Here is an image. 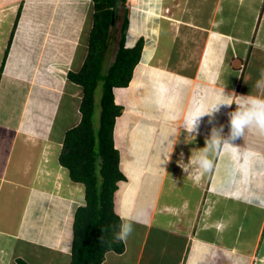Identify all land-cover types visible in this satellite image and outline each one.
Here are the masks:
<instances>
[{
    "label": "crops",
    "instance_id": "1",
    "mask_svg": "<svg viewBox=\"0 0 264 264\" xmlns=\"http://www.w3.org/2000/svg\"><path fill=\"white\" fill-rule=\"evenodd\" d=\"M75 1L0 0V264L70 260L85 203L59 163L80 120ZM161 5L129 21L126 46L144 45L133 82L114 90L124 249L100 264H264V0Z\"/></svg>",
    "mask_w": 264,
    "mask_h": 264
},
{
    "label": "trees",
    "instance_id": "2",
    "mask_svg": "<svg viewBox=\"0 0 264 264\" xmlns=\"http://www.w3.org/2000/svg\"><path fill=\"white\" fill-rule=\"evenodd\" d=\"M90 1L93 14L86 56L77 71L67 72V79L81 88L80 120L65 131L59 154V163L68 170L70 179L84 185L85 198L84 205L74 212L67 264H100L106 251L120 253L124 249L120 236L122 222L113 202L118 181L125 179L113 139L116 118L122 110L115 101L114 90L129 84L144 45L142 37L132 47L125 44L129 26L126 0ZM119 7H123V13L116 50L113 61L105 66ZM16 22L17 18L13 30ZM99 82L101 94L96 101Z\"/></svg>",
    "mask_w": 264,
    "mask_h": 264
},
{
    "label": "rangeland",
    "instance_id": "3",
    "mask_svg": "<svg viewBox=\"0 0 264 264\" xmlns=\"http://www.w3.org/2000/svg\"><path fill=\"white\" fill-rule=\"evenodd\" d=\"M161 4H162V0H136L134 2H133V0H126L124 7L127 9V15H128L127 17L129 18V21H130V18L132 20H134L133 19L134 17H141V16L143 19L151 20V17H154L153 13L156 10L161 11L160 10L161 6L163 7V5H161ZM60 5H62V4L58 3V6H60ZM75 5H76V7H78L77 8L78 10H81L82 8L84 9V11H83L84 14H82V16H84V21L82 22V24H79V26H78V27H80L79 39H78V45H79L78 51H79V55L84 54L83 56L85 58L86 51H87L88 32H89L91 25H92V14H93L92 13L93 12L92 3L90 0H77V1H75ZM47 8H48V6H47ZM62 8H65V7H62ZM122 9H123V7H119L117 15H116L115 23L111 29L113 37L111 38V41L108 45V49L106 52V58H105V64H104L105 66L109 65L113 61V58H114V52L116 50V42H117V38H118V29H119V26H120L121 20H122V13H123ZM165 13H166L165 10L158 12L159 15H163ZM176 25H177V23H176ZM132 26L134 27L133 24H132ZM127 31H128V29H127ZM80 58H81V56L77 57L76 64H78ZM80 66H81V64H80ZM74 69H76V67ZM133 79H134V77H133ZM133 79L130 82H133ZM101 84H102L101 82L98 83V86H97L96 91H95L96 101H98L100 94H101ZM73 87L77 93V96H72L71 97L72 100H70V102L73 105V111L72 112H73V114H75V117L77 118L79 115L78 114V112H79L78 107H79V101L81 99V88L77 87V85L73 86ZM119 91H116L119 93V99L117 98L118 102L120 100V92ZM127 91H128V93L131 92L129 90H127ZM146 92L147 91H145V93ZM116 97H117V95H116ZM64 98L65 99L63 100V103H62L61 112H60L58 119H57V122H56L57 127H60L62 124L67 123L69 120L68 118H66L63 115L65 108L68 107V105L66 103V99L67 98L69 99V95L68 94L64 95ZM128 99L129 98H127V101L129 102ZM130 105L131 106L135 105L134 100L131 101ZM263 252H264V248L262 249V253ZM260 253L261 252H259V254Z\"/></svg>",
    "mask_w": 264,
    "mask_h": 264
},
{
    "label": "bare ground",
    "instance_id": "4",
    "mask_svg": "<svg viewBox=\"0 0 264 264\" xmlns=\"http://www.w3.org/2000/svg\"><path fill=\"white\" fill-rule=\"evenodd\" d=\"M135 0H133V2H134ZM115 93V92H114Z\"/></svg>",
    "mask_w": 264,
    "mask_h": 264
}]
</instances>
